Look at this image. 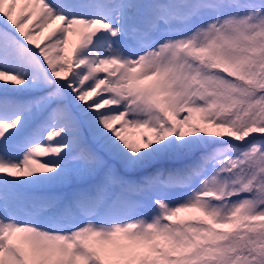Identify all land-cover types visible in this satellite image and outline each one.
<instances>
[{"label": "snow or ice", "instance_id": "6c2138e0", "mask_svg": "<svg viewBox=\"0 0 264 264\" xmlns=\"http://www.w3.org/2000/svg\"><path fill=\"white\" fill-rule=\"evenodd\" d=\"M0 264H264V0H0Z\"/></svg>", "mask_w": 264, "mask_h": 264}, {"label": "rangeland", "instance_id": "374dc122", "mask_svg": "<svg viewBox=\"0 0 264 264\" xmlns=\"http://www.w3.org/2000/svg\"><path fill=\"white\" fill-rule=\"evenodd\" d=\"M15 14V12H14ZM47 29V28H46ZM45 29V30H46ZM44 30V32H45ZM38 41L43 39V35L37 37ZM147 129H137L135 127H128L125 131V134L130 138V139H135L138 140L140 139V134L141 132H145ZM138 138V139H137Z\"/></svg>", "mask_w": 264, "mask_h": 264}, {"label": "bare ground", "instance_id": "6f19581e", "mask_svg": "<svg viewBox=\"0 0 264 264\" xmlns=\"http://www.w3.org/2000/svg\"><path fill=\"white\" fill-rule=\"evenodd\" d=\"M49 29L47 28L46 30H45V34L47 33V31H48ZM76 37L75 36H73V37H70V41L71 40H74ZM71 46V45H70ZM138 139V138H137ZM183 215V214H182Z\"/></svg>", "mask_w": 264, "mask_h": 264}]
</instances>
